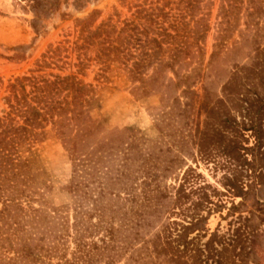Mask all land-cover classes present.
Returning a JSON list of instances; mask_svg holds the SVG:
<instances>
[{
    "label": "rangeland",
    "instance_id": "rangeland-1",
    "mask_svg": "<svg viewBox=\"0 0 264 264\" xmlns=\"http://www.w3.org/2000/svg\"><path fill=\"white\" fill-rule=\"evenodd\" d=\"M155 1L93 0L84 7H77L74 0H61L57 10L44 15L36 14L30 0H0V115L8 109L5 98L11 94L10 84L16 77L74 75L93 87L91 116L102 120L97 134L92 135L90 141L101 145L109 141L120 145V149L128 142L135 150L127 169L129 182L134 186L131 192L127 193L129 187L122 189L110 182L109 186L115 193L110 194L113 190L109 189L101 195L93 186L83 207L69 189L72 161L51 125L42 140L24 153L27 169L38 186L35 207L52 216L59 215L57 222L64 226V230L58 233L53 223L45 222L49 226L45 231L47 238L34 243L40 244L39 248L43 247L37 264H167L165 258L157 257L154 252V240L158 235H166L167 229L176 227L178 231H173L175 237L182 226H189L192 221L196 223L201 217H206V220L198 221L196 229L189 233V240L198 237L199 232L204 233L200 230L203 226L208 232L200 240L196 239L201 244L215 231L224 238H235L237 228L242 227L246 231V243L255 240L261 264H264V184L249 193L245 200L240 195L235 196L228 179L237 172L234 165L229 164L222 147L216 146L214 157L209 160L198 152L196 134L205 127L206 121V114L199 108L202 100L198 99L191 111L186 107V102L194 97L191 90L202 94L204 84L213 88L214 96H220L231 66L241 61L248 51L247 46L243 50H233L245 33L246 12L242 10L238 27L225 41L224 49L229 50L214 62L213 80L211 77L201 80L196 74L210 72L207 65L217 42L221 0H212L208 11L204 10L210 28L201 39L200 46L199 43L192 45L175 63V69L181 75L195 74L188 83L183 78H175L170 67L156 73L159 65L144 68L142 76L145 81L142 82L130 72L132 61L127 65L120 61L123 58L119 61L109 60L104 55L101 58L99 45L81 47L87 30L81 32L82 24L78 20L92 17L88 22V25L92 24L91 30L109 19L122 26L125 19H135L138 5L165 4L168 11L172 9L167 27L172 23L179 24L181 33L195 25V21L187 16L184 20H176L175 15L182 6L173 0ZM201 25L204 26L203 23ZM173 46H164V62L169 60ZM189 85L191 88H187ZM230 115L238 122L242 120L241 114L234 110ZM242 132L245 136L241 144L253 146L255 138L252 132ZM247 156L251 158L250 154ZM144 157L148 158V163L163 159L157 164L159 183L152 185L153 189L160 185V192L153 191L154 197L165 196L160 198L162 204L158 207L144 208L140 205L146 179L141 167ZM168 158L175 159V166L170 174L163 176L164 160ZM120 161L116 156L112 160L107 157L101 159L97 171L91 173L101 174L103 165L116 170ZM186 176L190 178L186 183L188 196L183 203H177V188ZM246 178L244 176V190L252 182L251 177ZM95 179L93 176L90 178L91 182ZM199 202L201 206L197 210L195 203ZM110 226L115 230L114 240L106 235ZM82 252L85 262L79 258ZM12 255L13 251L9 256ZM258 258L255 252L249 255L247 262L254 264Z\"/></svg>",
    "mask_w": 264,
    "mask_h": 264
},
{
    "label": "trees",
    "instance_id": "trees-1",
    "mask_svg": "<svg viewBox=\"0 0 264 264\" xmlns=\"http://www.w3.org/2000/svg\"><path fill=\"white\" fill-rule=\"evenodd\" d=\"M30 1L36 14L44 15L57 10L61 4V0ZM91 1L93 0H74V4L84 7ZM160 1L164 0L155 2ZM173 1L182 6L175 15L176 20H184L187 16L195 21V25L184 33H181L179 24L172 23L167 27L172 9L168 11L165 4L138 5L134 12L135 19H125L122 26L109 19L91 30L92 24L88 25V22L92 17L78 20L82 24L81 32L87 30L81 47L99 45L101 58L103 55L112 61L123 58L120 61L127 65L132 61L130 72L142 82L145 81L142 76L144 68L148 65H159L156 73L170 67L175 78H183L185 83H188L195 74L189 72L181 75V72L175 69V63L180 61L192 45L199 43L200 46L201 39L210 28L204 10L208 11L212 0ZM170 2L172 1L168 3ZM244 4L247 6L244 7ZM242 10L246 12L247 17L244 22L246 30L233 50H243L247 46L248 51L241 61L231 66L229 77L222 84L220 96H214L213 88L204 84L202 94L191 90L194 97L186 102V107H190L191 111L195 102L202 100L199 108L206 114V121L205 127L199 129L196 134L198 152L202 158L209 160L214 157L215 147H222L229 164L234 165L237 172L233 178L228 179V185L235 196L240 195L245 200L249 193L260 189L264 184V0H221L217 42L207 65L210 72H200L196 75L201 80L207 77L213 80L214 62L229 50L224 49V44L227 37H230V32L238 27ZM165 45H174L167 62L162 58ZM169 80L173 81L172 78ZM10 91L11 94L5 98L8 109L3 110L0 115V264H37L43 247L39 248L40 244L34 243L47 238L45 231L49 226L45 222L53 223L55 232L58 233L64 230V226L57 222L59 215L52 216L35 207L38 186L36 179L27 169L24 153L31 151L32 147L42 140L47 127L51 125L72 161L69 189L83 207V202L93 186L101 195L111 189L110 182L122 189L129 187L127 193L131 192L134 186L129 182L127 169L135 150L128 142L120 149V145L116 146L109 141L102 145L97 141H90L92 135L97 134L102 120L91 116L90 109L94 105L93 87L78 80L74 75L53 74L51 78L18 76L11 82ZM187 92L189 91L185 93ZM233 110L241 114L240 122L230 115ZM242 131L252 132L255 138L253 146L245 147L241 144L245 136ZM242 150H245V153ZM247 154H250L251 158ZM113 156L121 160L116 170L103 165L101 174L91 173L93 170L97 171L99 160L106 157L112 160ZM147 159L142 158L141 164L146 179L143 182V198L140 205L152 208L161 205L160 198L165 197L162 194L156 197L152 195L153 191L160 192L159 184L154 189L152 185L154 182L159 183L157 164L163 159L157 158L152 163H148ZM174 166V158L164 160L163 176L168 172L170 174ZM190 170L194 171L193 168ZM92 176L96 178L93 182L90 180ZM244 176L248 177L246 179L252 178V182L247 184V190H244ZM189 180L186 176L177 188V203H183V199L188 196L186 183ZM111 190L113 191L109 193L114 194L115 190ZM206 201L211 202L209 199ZM195 205L199 210L201 203ZM203 219L206 220V217L199 218L196 223L192 221L189 226H182L175 237L173 231H178L176 227L174 230L167 229L166 235H158L153 242L157 257L165 258L167 264H248L249 255L256 252L259 258L254 260V264H261L257 243L255 244V240H251L250 244L246 243L247 235L242 227L237 228L235 238H224L215 231L201 244L196 242V239L200 240L208 232L203 226L200 230L204 233L199 232L198 237L189 240V233L195 230L198 221ZM245 220L249 218L245 217ZM37 234L42 236L38 237ZM106 235L110 240L115 239L113 226L107 228ZM12 251L14 255L9 256ZM83 256L84 252L79 258L85 262Z\"/></svg>",
    "mask_w": 264,
    "mask_h": 264
}]
</instances>
